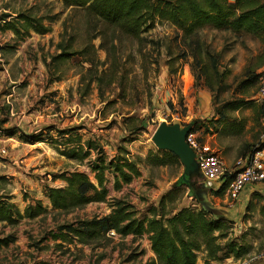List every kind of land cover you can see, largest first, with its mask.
Segmentation results:
<instances>
[{
  "label": "rangeland",
  "instance_id": "rangeland-1",
  "mask_svg": "<svg viewBox=\"0 0 264 264\" xmlns=\"http://www.w3.org/2000/svg\"><path fill=\"white\" fill-rule=\"evenodd\" d=\"M3 14L40 18L51 29L45 36L0 32V137L12 139L0 144L8 152L10 144L22 146L21 142H14L19 131L31 134L46 126H78L82 128L78 133L92 140L107 157L114 151L106 144L111 138L113 146L117 144L114 140H119L116 154L121 147L135 157L137 152L155 154L158 150L151 136L160 122L210 127L217 107L240 98L255 100L257 105L256 113L251 108L232 113L245 120L243 133L213 138L200 133L201 141L209 144L222 160L225 154L232 153L234 164L241 157L244 143L264 140L259 84L248 88L241 85L247 73H261L264 69V44L249 34L210 26L197 32L200 47L219 59L213 91H209L192 56L198 46L188 45L182 33L167 22L156 21L153 29L135 39L113 33L104 25L101 30L105 32L98 36L82 10L64 9L60 0H0V16ZM57 44L65 46L67 59L53 60L59 54ZM9 129L17 133L9 137ZM135 129H139L135 141L123 143L121 140L130 138L127 134ZM54 133L50 135L55 136ZM221 149L222 154L218 151ZM90 154L92 158L97 155L94 150ZM28 155L34 165L24 174L27 184L21 185L14 196L11 183L0 179V196H12L20 212L39 200L46 212L14 226L0 224V238H15L7 248H0V264H153L156 257L147 235L133 238L108 233L90 244L55 240L54 236H58L62 225L108 214L114 200L129 203L138 216L149 215L160 197L179 184L183 171L180 163L158 167L139 161L140 177L120 190H114L113 178L108 175L109 203L59 212L51 208L45 191L54 183L52 175L75 169L89 173L88 159L68 164L46 144L37 145ZM7 162L12 168L21 167L18 158ZM38 167L41 171L34 172ZM35 182L38 188L30 185ZM189 192L185 188L178 200L166 203V218L180 208L191 207ZM212 203L217 206V202ZM240 212L229 215L234 221L230 238L249 245L250 252L240 259L228 258L215 264H264V218L257 212ZM202 257L199 253L197 264L202 263Z\"/></svg>",
  "mask_w": 264,
  "mask_h": 264
},
{
  "label": "trees",
  "instance_id": "trees-1",
  "mask_svg": "<svg viewBox=\"0 0 264 264\" xmlns=\"http://www.w3.org/2000/svg\"><path fill=\"white\" fill-rule=\"evenodd\" d=\"M64 9L82 10L89 27L97 29L100 36L103 25L113 33L139 39L142 33L153 29L156 21L169 23L182 33L188 45L195 43L198 50L192 54L194 63L199 67L200 77L206 80V87L213 91L212 83L217 77L219 59L208 49L198 44L197 32L210 26L218 30H231L249 34L264 44V0H60ZM10 15L3 14L0 29L11 31L14 35L35 34L45 35L51 29L43 19H35L26 14H18L10 21ZM99 26V27H98ZM195 39V40H193ZM59 54L54 61L65 60L68 55L65 46L57 44ZM91 61V60H90ZM214 75V76H213ZM261 73L251 71L242 82L243 88L259 84ZM260 114L264 115V99ZM259 101V102H260ZM256 101L243 98L227 101L216 108L214 118L209 121L210 127L201 123L191 124V131L200 135L240 136L245 127V120L232 113L243 108H251L257 112ZM254 113V114H255ZM81 127L72 126L57 128L46 126L37 132L27 134L19 131L18 140L24 144L44 143L56 151L61 157L79 163L87 159L89 173L75 169L72 172H61L52 175L65 183L64 187H46V196L54 211L71 212L95 203H109L106 184L108 175L113 178L114 190L130 184L140 176L139 161L131 160L125 148H118V153L111 158L104 155L103 150L90 139L83 140L78 133ZM139 129L128 133L130 138H123V143L135 141ZM9 137L17 131L6 130ZM54 133L55 136L50 135ZM200 135V137H201ZM202 138V137H201ZM200 138V139H201ZM62 140V141H61ZM257 141V140H256ZM264 147V140L256 143H244L240 149V158L247 160ZM96 152L92 158L91 152ZM151 166H167L179 164L177 157L167 151H156L145 160ZM92 175L93 179H90ZM234 174L225 175L220 187L213 190L215 196H222ZM0 179H4L0 177ZM188 184L181 179L159 199L158 205L149 210V215L138 216L135 208L123 200H114L109 204L110 212L103 216L80 220L58 228V236L63 241H74L78 244H90L104 238L113 231L121 237L139 238L147 235L150 249L156 259L153 264H197L198 254H203L201 264H215L228 258L240 259L250 252V246L238 239L230 238L233 220L225 216L213 217L201 208L191 205L180 208L171 217L166 218L164 211L167 202L180 198ZM12 196H0V224L14 226L23 219L33 220L45 214L46 208L41 201L27 204L23 212L12 202ZM256 204L249 202L246 212H252ZM264 218V205L259 208ZM15 242L14 236L0 238V248H7Z\"/></svg>",
  "mask_w": 264,
  "mask_h": 264
},
{
  "label": "crops",
  "instance_id": "crops-1",
  "mask_svg": "<svg viewBox=\"0 0 264 264\" xmlns=\"http://www.w3.org/2000/svg\"><path fill=\"white\" fill-rule=\"evenodd\" d=\"M7 15H10V16L6 18V21H10L13 18H15L14 14H7ZM2 23H3V21H0V26L2 25ZM0 32H6V31H2L0 29ZM9 32H11V31H9ZM30 32H32V31H30ZM37 35H39V34H37ZM45 35H40V36H45ZM215 136L216 135H212L211 138H213ZM85 137L86 136H84V135L82 136L83 140H87L88 139V138H85ZM91 139H94V138L92 137ZM9 140H12V139L8 138L6 141H9ZM109 141L110 142H107L106 144L110 145V147H112L114 149L113 152L110 151L111 156H109L108 158H111L114 155H116V147L120 146V144L118 143L119 140L118 141L114 140L117 144H116V146H113V142H111L112 138ZM14 142H15L16 145L20 144L19 140H16ZM41 144H44V143H37V144H34V145H29V144L22 143L21 147L15 146L14 144H10L11 148H10V150L8 152V157L9 158H18L20 160L21 167L12 168L10 166V164H8V162H7V160L9 159L7 157V159L5 161V164L3 165V168H2V174L3 175L0 176V177H3L5 180H8V182L11 183V186L13 187L12 188L13 192H11V195L16 196V193L20 189L21 185H26L27 184L28 181L26 180V177H25L24 174L28 173L27 172L28 168L31 165H34L33 162H32L33 158H32V156L28 155V153L32 152L33 149H35V147L37 145H41ZM129 144H132V142L129 143ZM104 148L106 149L107 147H104ZM218 151L219 152L221 151V154H222V152H224V149L223 150L221 149V150H218ZM135 154H136L137 157H135V155H133V154H130V152H129L128 156H129V158L131 160H138V161H144L145 158L148 156V154H146V153H138L137 152ZM223 158H224V162H225L226 167L229 170H232L231 169L233 167V164H231V160L233 158L232 153L225 154V156H223ZM66 162L68 164H73L72 160L66 159ZM76 168H78V166ZM40 171H41L40 167H38L37 170H34V172H36V173H39ZM139 177H137V178H139ZM48 178H49V176H48ZM137 178H135V179H137ZM24 179L27 182H25ZM135 179H133V181ZM29 180H32V178H30ZM40 182H41V180H40ZM32 184H30L31 186H33L32 188H38L37 187L38 186V182H35V183H32ZM64 186H65V183L63 181H60V180H55L52 185H49V187H64ZM186 188L188 190H190L188 195L191 197L190 199L192 200V206H197V204L199 205V204H202V203H206V205L209 208L213 209L216 212L217 217L222 215V216H225L226 218H230L232 213H237L238 215H240V213H241L240 210L244 209L246 211V207H247L249 202H252L253 204H256V206H255L254 210L251 212V214L255 213V212H257L259 214V208L264 205V184H260V183L246 185L243 188V190L240 192L238 198L235 201L229 200L225 193L222 196H215L214 193H213V189L209 188L207 186V184L205 183V181L203 180V178H200L199 176L193 177L192 180L190 181V184ZM212 202H217L216 203L217 206L213 205L214 203H212ZM218 205H222V207H220ZM203 207H201V208H203ZM238 212H240V213H238ZM246 214H250V213L246 212ZM259 216H260V214H259ZM230 219L233 220L232 218H230Z\"/></svg>",
  "mask_w": 264,
  "mask_h": 264
},
{
  "label": "built area",
  "instance_id": "built-area-1",
  "mask_svg": "<svg viewBox=\"0 0 264 264\" xmlns=\"http://www.w3.org/2000/svg\"><path fill=\"white\" fill-rule=\"evenodd\" d=\"M259 100L264 99V69L259 79ZM8 138L0 137V143L6 142ZM185 141L187 145L194 151L195 159L198 164L199 174L213 190H217L225 175L234 174V177L227 185L225 194L231 201H235L240 192L249 184H264V147L254 153L248 160L246 158H238L229 170L224 160L219 158L211 146L201 141L198 133L190 131ZM0 144V176H2V168L8 157V151L5 145ZM109 234L113 235L111 231Z\"/></svg>",
  "mask_w": 264,
  "mask_h": 264
},
{
  "label": "water",
  "instance_id": "water-1",
  "mask_svg": "<svg viewBox=\"0 0 264 264\" xmlns=\"http://www.w3.org/2000/svg\"><path fill=\"white\" fill-rule=\"evenodd\" d=\"M190 131L191 124L182 127L177 123L167 124L166 122H160L151 136V141L157 150L170 152L177 157L183 167L180 179L188 185L193 177L199 176L202 178L199 174L195 153L185 141V137ZM201 206H204L201 208L202 210L213 217H217L216 212L209 208L206 203H202Z\"/></svg>",
  "mask_w": 264,
  "mask_h": 264
},
{
  "label": "bare ground",
  "instance_id": "bare-ground-1",
  "mask_svg": "<svg viewBox=\"0 0 264 264\" xmlns=\"http://www.w3.org/2000/svg\"><path fill=\"white\" fill-rule=\"evenodd\" d=\"M16 165V164H15Z\"/></svg>",
  "mask_w": 264,
  "mask_h": 264
}]
</instances>
